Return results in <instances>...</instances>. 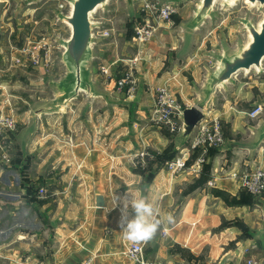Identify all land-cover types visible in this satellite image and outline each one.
<instances>
[{"label":"rangeland","instance_id":"rangeland-1","mask_svg":"<svg viewBox=\"0 0 264 264\" xmlns=\"http://www.w3.org/2000/svg\"><path fill=\"white\" fill-rule=\"evenodd\" d=\"M69 1L0 0V118L11 117L17 122L16 131L0 139V232L5 233L4 237L11 235L13 228L16 232L30 231L28 227L33 223L44 221L41 202H49V208L55 212L59 203L54 192L76 191L78 181L71 179L72 166L65 160L57 162V157L62 155V143L71 140L77 130L82 134L87 124L96 125L102 131L112 122L126 124L133 130L154 126L166 139L179 133L168 131L167 127L155 124L152 115L143 116L140 112L145 111L146 103L138 99V56L140 49L151 42H135L134 28L142 15L143 0H110L107 7L96 12L94 19L101 26L95 30V35L102 39L96 48L102 56H98L93 65L97 66L96 91L101 95L90 97L81 93L78 99L62 108L57 83L64 78L67 69L62 61L61 40L68 39L71 30L59 16L69 13ZM199 1L186 0L185 3L195 8ZM263 18L264 6H251L246 0L228 6L219 0L213 15L199 31L191 59L179 63L175 73L188 83L200 84L197 79L200 75L203 78L205 67L213 68L217 56L232 54L248 42L245 20L259 25ZM128 73L133 74L137 82L130 95L118 88L119 79ZM166 87L175 93L172 87ZM217 95L219 101L210 111L226 110L241 118L238 131L233 130L232 123L222 125L227 135L225 141L235 140L246 145L237 149L232 159L240 165L264 158V142L255 151L252 149L253 155L249 156L246 149L252 145L250 128H257L264 121V71L240 72L235 84H230L227 90H219ZM127 98H132L129 105ZM178 104L183 109L187 107L181 105L179 99ZM258 106L263 108V114L256 119L249 118L248 113ZM146 167L147 162L142 168ZM242 168L240 171L264 167L249 164ZM184 188L181 187L183 192L188 189ZM41 189L46 192L42 199L39 197ZM1 247H5L2 242Z\"/></svg>","mask_w":264,"mask_h":264},{"label":"crops","instance_id":"crops-1","mask_svg":"<svg viewBox=\"0 0 264 264\" xmlns=\"http://www.w3.org/2000/svg\"><path fill=\"white\" fill-rule=\"evenodd\" d=\"M192 8L184 3L173 16L172 23L161 24L152 41L140 49L138 99L146 103L145 111L140 110L143 116L152 115L157 91L166 86L174 89L181 105L193 106L194 85L175 73L179 63L193 53L198 39L199 31L190 51V43L181 36L182 25L192 17ZM165 62L167 68L164 69ZM195 75L198 77L196 70ZM197 80L200 84L196 85L200 86L202 75ZM131 99L127 98V101L131 102ZM207 115L219 119L222 125L223 122L232 123L234 131L240 127L241 118L233 112L212 109ZM104 128L102 131L96 125L87 124L86 132L82 129L80 134L77 130L70 143H62V155L57 157V162L66 161L72 166L71 179L78 181V188L75 192H54L59 203L56 213L49 208V202H41L44 221L33 223L35 226L28 227L30 231L16 232L13 228L11 235L6 237L0 232V264H134L125 255L129 244L120 232V210L113 208L112 203L113 193L125 191L149 195L156 200L161 217L171 214L174 218V225H165L168 237L163 236L162 228L152 241L143 244L150 261L160 264H243L254 257L263 264L264 243L257 236L263 215L255 205L257 197L253 196L252 205H235L212 192L218 189L230 198L239 197L243 191L230 174L249 164L264 167L263 157L238 165L239 161L232 159L236 149L224 152L217 149L216 155L207 156L205 161L212 164L208 182L196 191L183 192L182 186L189 187L201 175L205 163L198 166L202 157L198 151L187 171L172 174L161 169L151 184L144 185V178L135 173L133 159L144 149L163 152L170 139L162 137L154 126L133 130L126 124L112 122ZM174 140L175 137L173 143ZM190 141L181 147L174 143L178 155L184 154L188 159L193 155ZM213 180L216 184L210 187ZM98 195L104 198L103 207L96 205ZM60 214L62 216H58ZM235 221L243 223L247 232L235 225L221 228L223 223Z\"/></svg>","mask_w":264,"mask_h":264},{"label":"water","instance_id":"water-1","mask_svg":"<svg viewBox=\"0 0 264 264\" xmlns=\"http://www.w3.org/2000/svg\"><path fill=\"white\" fill-rule=\"evenodd\" d=\"M109 1L70 0L69 13L66 15L60 14L59 16L71 30L70 37L61 40L62 61L67 69L64 78L57 83L62 108L69 106L72 101L78 99L81 93H85L90 97H100L101 95L96 91L94 75L97 72V66L96 64L93 65L98 56H102L96 48L97 43H100L102 39L97 38L95 35V30L100 28L101 24L95 21L94 15L100 8L107 7ZM157 1L160 6L170 4L178 8L186 0ZM223 1L225 5L232 6L239 0ZM218 2L219 0H200L196 7L192 8L193 14L190 20L182 25L181 36L186 42L190 43V51L193 49L196 33L202 29L206 20L213 15ZM246 2L251 6H264V0H246ZM244 24L249 36L248 42L232 54L222 53L217 56L213 68L205 67L206 73L203 76L201 85L194 84L196 98L193 100V106L184 108L179 115L181 129L175 137V146L181 147L192 139L198 124L206 117L210 109L218 103L217 93L219 90H227L230 84H235V78L240 72L248 74L253 69H256L258 73L264 71V18L259 25H255L249 20H245ZM127 104L130 103L127 102ZM250 132L252 133V145L246 148L250 153L249 156L253 155L252 149L255 151L256 147L264 142V121L257 128L251 127ZM245 146V142L225 141L218 150L223 152L233 151ZM96 205L98 207L104 206L103 196L98 195L96 197ZM255 205L261 209L263 215L262 228L257 231V236L264 243V201L261 197L255 199Z\"/></svg>","mask_w":264,"mask_h":264},{"label":"built area","instance_id":"built-area-1","mask_svg":"<svg viewBox=\"0 0 264 264\" xmlns=\"http://www.w3.org/2000/svg\"><path fill=\"white\" fill-rule=\"evenodd\" d=\"M141 17L135 24V42L145 44L152 41L161 23H172L173 16L178 13V8L173 5H162L153 0H143L140 5ZM137 85L133 74H126L118 81V88L122 92L130 95L135 91ZM183 108L178 104V99L175 93L168 87L159 88L156 94V106L152 113V121L157 125L167 127L172 133H177L181 129V122L179 115ZM263 114L261 106L255 107L248 113L249 118L256 119ZM17 129V122L11 118H0V139L4 138L5 134L13 133ZM225 142V135L219 119H212L210 116L206 117L198 124L194 135L190 141V151H200L201 158L198 166H201L206 161V154L210 149H218ZM7 159V156H5ZM152 156L145 149L140 151L133 159L134 168L144 167L148 159ZM188 158L184 154L178 155L173 161L166 163L162 170L171 172L172 174H180L187 171ZM230 178L235 180L239 188L252 194L259 196L264 200V168L251 169L246 171L232 172ZM216 182L213 180L209 183L210 187L215 186ZM46 195L44 189L39 192V197L42 199ZM168 230H163V236L168 237ZM125 255L134 264H160L158 262L150 261L146 256L144 245L126 247ZM26 264H40V263H26ZM82 264H90L85 262ZM243 264H260L255 258L251 257Z\"/></svg>","mask_w":264,"mask_h":264},{"label":"clouds","instance_id":"clouds-1","mask_svg":"<svg viewBox=\"0 0 264 264\" xmlns=\"http://www.w3.org/2000/svg\"><path fill=\"white\" fill-rule=\"evenodd\" d=\"M112 203L113 208H119L121 213L122 239L133 246L147 244L162 228L167 230L165 225L175 223L171 214L166 217L159 215L157 202L149 195L130 191L113 193Z\"/></svg>","mask_w":264,"mask_h":264},{"label":"trees","instance_id":"trees-1","mask_svg":"<svg viewBox=\"0 0 264 264\" xmlns=\"http://www.w3.org/2000/svg\"><path fill=\"white\" fill-rule=\"evenodd\" d=\"M224 135L225 137L227 136L226 133H224ZM168 138L170 139V144L164 152L160 153L156 151H149L152 158L147 160V167L146 168H141V167L135 168V173L141 175L144 178V185L151 184L156 174L158 173V171L161 170L166 165V163L173 161L177 157L179 152L174 146V143H173L174 137L169 136ZM196 152L198 151H194L193 155L187 160L188 167L191 165V159L194 157H197ZM216 153H217V149H210L207 156L213 157L214 155H216ZM211 169H212V164L205 163L203 165L200 177L197 180H195L192 184H190L188 189L185 192H193L203 187L208 182ZM212 192L213 194H215V196L221 197L223 200H225L229 204H235V205H252L253 204V195L248 192L243 191L239 195V197H231V198L229 197V195H227L226 193H223L221 190H218V189H213ZM229 225L239 226L243 229L244 233L247 232L246 230L247 228L245 227V225L239 221L225 222L223 223L221 228L229 226Z\"/></svg>","mask_w":264,"mask_h":264}]
</instances>
